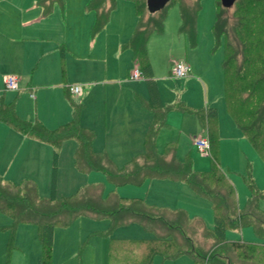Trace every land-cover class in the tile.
<instances>
[{
    "label": "rangeland",
    "instance_id": "1",
    "mask_svg": "<svg viewBox=\"0 0 264 264\" xmlns=\"http://www.w3.org/2000/svg\"><path fill=\"white\" fill-rule=\"evenodd\" d=\"M32 1L5 0L3 12L6 25L9 28L5 27L4 31H14L16 29L13 27H21L18 25L20 21L17 18L16 4H26ZM87 1L55 0L51 12L45 17H38V20L34 22V26L38 28L50 29V33L54 37L56 35L66 36L67 43L64 46V52L66 50L67 53L65 57L61 58L64 77L69 73V84L86 86V95L84 98L79 94H67L66 96L60 62L54 79H42L39 76L34 79L36 86H32H34L35 98L30 95L23 84L21 85L22 89L18 92L3 89L2 80L0 82V102H14L16 114L20 119L30 123H40L48 129H55L72 118L74 104L80 103V116L82 113H86L91 124L99 125L98 128L102 130L104 129L103 119L107 111L109 112L115 105L122 103L123 92L119 89L117 81L128 80L126 67H130L132 60L129 51L121 49V53L117 52L119 54H115V51L117 50L116 44L123 41V38L125 39L137 24L134 2L133 0H115V8L110 11L109 15V19H111L109 25L91 36L90 28H87V25H90L94 19V13L85 8ZM137 1L142 3L146 9V0ZM178 1L168 0L164 6L163 29L161 32L152 33L146 45L152 73L156 77L162 100L165 103L172 101L177 98L178 93H181L180 99L183 102L185 101L184 97L191 96L193 101L198 103V99L201 96L204 97L205 92V97L212 101V105L216 107L219 114H224L229 124L220 119L224 130L221 133L218 148L219 169L234 186L237 206L243 208L246 205L251 195L247 182L251 179L258 190V207L264 209V157L260 151L256 152L251 143L240 133L228 116L224 105L223 76L220 69L223 38L221 44L216 45L211 30L218 0H201L196 17V41L193 45L186 36L179 32ZM185 1L191 2L192 0ZM1 2L4 1L0 0ZM1 9L0 6V11ZM233 12L234 7L232 6L223 13V16L228 18L227 30L230 44L238 47ZM75 25L87 30L86 37L74 40L75 38L70 33L73 32L72 27ZM0 37H2L1 34ZM91 38H95L96 41L94 50H90L89 40ZM72 44L75 46L73 51L70 49ZM6 48L5 45L0 48L2 49L0 50V75L6 70L3 68ZM58 58L60 61L59 52ZM172 60H185L189 63L191 76L198 83L185 85L182 83V78L170 76ZM27 67L24 71L25 79L27 77L29 79L30 76V69ZM195 67L200 73L195 71ZM140 82L143 84V80ZM37 86L43 89H37ZM169 122L170 129H164L159 137V152L160 149H162V153L168 149L175 150L176 157L179 159L187 158L190 163L193 161L192 159H195L196 168L199 166L198 171L209 170L210 156H199L190 145V138L192 139L198 132L195 131V135L192 132L189 134L186 131L188 124L181 128L179 115L176 111L170 113ZM4 130H12L10 131L12 134H15L14 131H16L0 122V175L4 180L16 184L23 180L32 181L37 188L38 195L42 198L69 196L84 185H99L105 192L111 191L122 197L127 195L128 198L144 193L146 182L142 185L143 187L141 185L115 187L100 171L83 173L77 171L73 161V151L76 145L74 139L63 140L56 149L48 143L40 142L42 144L39 143V145L44 148L43 151L29 152L31 141L20 136L16 139L12 138ZM161 146L162 148H160ZM164 147L166 150L163 149ZM54 150L56 154H54ZM115 164L122 167L125 162L121 160ZM191 194L195 201L190 202V210H186V213L194 225H183V232L180 233L177 229H172L171 232L176 235L178 240L189 237L188 242L193 253L202 258L198 264H264V246L256 248L255 261H245L238 259L225 243L258 241L259 239V241L263 240L261 243L264 244V231L259 237L252 225L243 224L236 228L228 227L223 235L225 242L215 241L206 230V227L210 228L213 225L211 203L205 197H195L196 195ZM192 196L190 197L193 198ZM251 211L253 212V210ZM253 214L255 215V213ZM259 217L264 226V216L259 215ZM10 220L7 215L0 212V223H8ZM197 221H201L203 225H199L196 223ZM109 227L110 221L107 218L93 219L86 216L79 217L66 227H55L52 241V264H96L94 259L97 255L100 258L106 256V260L104 259L102 264H126V262H122V259L109 261L108 235L112 238L127 240L155 237L153 232L146 230L136 222L117 226L111 231H109ZM10 232L5 225L3 229H0V238L2 237L5 244L2 264H39L40 250L33 224L20 223L16 226L7 255L5 248L11 235ZM151 264L197 263L186 254L165 258L163 253L158 251L152 254Z\"/></svg>",
    "mask_w": 264,
    "mask_h": 264
},
{
    "label": "trees",
    "instance_id": "2",
    "mask_svg": "<svg viewBox=\"0 0 264 264\" xmlns=\"http://www.w3.org/2000/svg\"><path fill=\"white\" fill-rule=\"evenodd\" d=\"M54 1L38 0L43 14L51 12ZM133 2L137 24L125 46L132 50L135 64L140 66L142 77L149 82L148 105L153 114L145 133V148L141 154L129 159L122 167H117L107 154L95 152L92 149L94 132L80 125L78 120L81 110L79 103L74 104L72 118L55 129L20 119L16 114L14 102H0V121L25 135L52 145L55 149L63 140L74 139L76 147L73 160L76 169L80 172L100 171L113 185L140 184L151 178H169L186 182L197 195L205 197L211 203L213 225L210 228L206 227V230L217 242H225L223 235L226 228H236L243 224L252 225L256 235L261 237L264 226L259 215L264 216V209L258 207L257 188L249 179L247 186L251 195L246 205L240 208L235 200L234 186L219 169L218 119L214 107H208L206 110L191 109L197 114L209 138L211 157L209 170L195 171L188 159L182 162L169 160L156 151L155 136L159 127L165 124L168 107L159 102L155 87L152 85L153 78L150 74L146 45L152 33L162 31L164 6L168 1L153 13L147 10L146 4L144 9L142 3L137 0ZM200 2L201 0L178 1L180 13L178 29L192 45L196 41V17ZM114 6L115 0H89L85 4V8L95 14L94 33L107 23ZM232 6L238 47L230 44L228 18L223 16V13ZM230 7H223L218 0L211 28L216 45L221 44L223 38L221 69L224 104L227 113L243 136L256 152L260 151L264 157V0H235ZM0 212L11 219V223L6 226L11 231L7 242V255L16 226L20 223H31L36 227L41 254L40 264H52L53 229L66 227L80 216L93 219L107 218L110 221L109 231L117 226L136 222L155 234L151 239L129 240L108 235L109 261L122 259L126 264H151L152 254L158 251L162 252L165 258L186 254L197 264L202 260L200 255L193 253L188 242L189 237L178 240L171 232L172 229H177L180 233L183 232V225H194L185 214L175 209L170 213L166 212L140 198L121 197L111 191L105 192L99 185H84L69 196L45 199L38 195L32 181L23 180L16 184L4 180L0 175ZM0 228L3 229L4 226ZM262 241L258 239L225 243L238 259L255 261L256 248L264 246Z\"/></svg>",
    "mask_w": 264,
    "mask_h": 264
},
{
    "label": "crops",
    "instance_id": "3",
    "mask_svg": "<svg viewBox=\"0 0 264 264\" xmlns=\"http://www.w3.org/2000/svg\"><path fill=\"white\" fill-rule=\"evenodd\" d=\"M3 1L4 2L0 3V6L2 8L0 11V34L2 36L0 37V48L5 45V48L7 47L6 48L7 51L5 50L6 51L5 56H4L5 60L3 64V68H6V70L0 75V82H2L3 80V85H4V77L7 76V74H14L18 76V79H19L18 80V90H12V91L18 92L19 90L22 89L21 85L23 84L29 91L30 95L35 98V95H34L35 90L33 88L34 86H36V83L34 82V79L37 76L41 77L42 79H49V78L54 79L56 70L58 71L59 62H60V66H61L60 70H61V74L63 75L64 82H65L64 88L66 92L65 90L64 92L66 93V96L67 94H72L69 90V87L72 85L68 83L70 81V79L68 78L69 73H67L68 76L64 77V70L61 64V58L65 57L67 53L66 50L64 52V46L67 43L66 36L56 35V37H54L50 33V29L38 28L34 26V22L38 20V17H45V14H43L42 7L39 5L38 0H36V2H34L33 0L31 3H26V4H19V3L16 4L17 18L20 21L18 25H20L21 27H13L16 29L14 31H4L3 29L7 27V25H6V20L4 17V12H3V9H4L3 5L5 4V0ZM134 14H135V5H134ZM110 21L111 19H109V16H108V21L102 28H104L105 26H108ZM94 22H95V14H94V19H92L90 25H87V28H90L91 36H94V34H96L102 29L101 28L99 31L94 33L93 32ZM135 27L136 25L134 26V29ZM134 29L132 28L131 32L128 33V36L125 39L123 38V41H120L118 44H116L117 50L115 51V54L117 52L121 53L123 49L127 50L130 52L131 60H132V62L130 63V67H126V74H127L128 80L124 79V80L117 81L119 89L122 90L123 92L124 98L121 99L122 103L119 105H115L113 108L109 110V112L107 111L106 114L104 112L105 114L104 119H103L104 129L102 130L98 128L99 125L91 124V121L86 115V113H82L81 116L79 115L80 117L79 120L81 121V123L79 121L80 125H82L83 127L89 128L92 131L93 130L95 131V132L93 131L94 139L92 141V149L95 152H101V153L107 154L111 158L114 164L115 162L118 163V161L120 162L121 160L126 163L129 159L141 154L144 151L145 133L149 127L150 122L153 119L152 109L148 105L149 103L148 101L149 100L148 99L149 98V91H148L149 82L145 80L143 77L138 80L131 79L129 77L131 70L136 64L133 58L132 50L129 47H126L125 43L130 39ZM72 30L73 32L70 34L73 38H75L74 40H76L79 37H86V33H87L86 29L84 28L81 29L79 28L78 25H75L72 27ZM78 34L80 35L78 36ZM89 43L91 47L90 50H94L96 47L95 38H91V40H89ZM74 48L75 46L72 44L70 49L73 51ZM58 52L60 53V61L58 58ZM174 61L176 60H172L171 66ZM26 66H28L30 69L29 79L28 77L27 79L24 78L25 76L24 71H25ZM189 66H190L189 74L185 77H182V83H184L185 85L190 84V83H198L197 80L191 76V65ZM138 68H140V66H138ZM195 71L200 73V71H198L196 67H195ZM221 72H222V69H221ZM150 74L153 78L152 85L155 87L157 99L162 105L168 107V111L165 115V120H166L165 124L159 127V129L157 130L156 136H155V142H154L155 149L159 154H161L166 159H169V160L175 159L180 162L185 161L187 160V158L179 159L176 157L175 150L168 149L167 151H163L162 153L161 152L162 149H160V152H159V137L161 136L162 131L164 129L166 128L170 129V122H169L170 113L172 111H176V113H178L179 124L181 128H183L185 124H188V130L186 131L189 132V134H191L190 132L194 134L196 131L198 132L197 135H200V134H207V132L205 128L201 125L197 114L191 111V109L206 110L208 107H214L215 109L216 107L212 105V101L210 99H207L205 97V92H204V97L201 96L199 99L197 98L199 100L198 103L193 101L191 96H189V98L184 97L185 101L183 102L180 99L181 93H178L177 98L173 99L174 101L173 100L167 101L165 103L162 100V94L159 91L156 77L152 73L151 63H150ZM169 74L170 76H172L170 73V70H169ZM222 76H223V72H222ZM172 77L176 78L174 76ZM140 80H143L144 85L142 84V82H140ZM79 85L81 87V93H79V95H83V98H84V96L86 95L85 93H86L87 87L84 86L83 84H79ZM3 89H6L5 85L3 86ZM37 89L41 90L43 88L42 87L39 88V86H37ZM216 111H217V119H218V137L220 141L221 133L224 130V126L222 125L220 119H222V122H225V123H227V121H226L224 114L223 115L219 114L217 109ZM4 131L12 138L16 139L17 137L20 136V137H23L24 139H28L27 141H31L30 146L28 148L29 152H32V151L41 152L44 150V148H41V146L39 145V143L42 141L34 137L25 135L18 130H16L17 132L14 131L15 134H12V132H10L12 130H7V131L4 130ZM23 138H21V140H23ZM31 139H34V140H31ZM190 141H191L190 142L191 148L195 149L191 138H190ZM165 147L163 148L164 150H166ZM160 148H162V146ZM205 157H209V156H205ZM192 160H193L192 161L193 163L191 162L192 169L195 171H198L199 166L197 168L195 166V163L197 164L196 160L195 159H192ZM217 160L219 164V156H217ZM144 183L146 186L144 188L145 190H144L143 195H132L129 198L143 199L147 203L152 204L161 209H164L166 212H169V213L175 209L176 211H180L188 217L186 210L189 211L190 202L195 201L191 193H193L194 196L196 195L195 197H201L197 195L186 182L172 180L169 178L145 179L140 184H132V183H126V184H121V185H113L112 183L111 184L115 187H126L124 185H134V186L141 185V187H143L142 185H144ZM190 196H192L193 198H191ZM123 197H127V195H123ZM9 223H11V220L10 222L8 221V223H3V224L0 223V227L4 225L7 226ZM196 223H199V225L200 224L203 225L201 221H197ZM33 226H34V230L36 233V227L34 224ZM3 247H5V244H4V241H2V237H1L0 238V264H2V261H3V253H4ZM6 250H7V244H6L5 252ZM108 253H109V249H108ZM40 257H41V254H40ZM104 259L106 260V256L105 258H100V256L97 255L94 261L96 262V264H102Z\"/></svg>",
    "mask_w": 264,
    "mask_h": 264
},
{
    "label": "built area",
    "instance_id": "4",
    "mask_svg": "<svg viewBox=\"0 0 264 264\" xmlns=\"http://www.w3.org/2000/svg\"><path fill=\"white\" fill-rule=\"evenodd\" d=\"M190 66L184 60H176L172 63L170 73L176 78H182L189 74ZM129 77L131 79H141L142 74L137 65L133 67ZM18 76L11 74L4 77V85L6 89L18 90ZM69 90L72 94L81 93L80 85H71ZM195 150L201 156H210V143L207 134H200L192 137Z\"/></svg>",
    "mask_w": 264,
    "mask_h": 264
},
{
    "label": "water",
    "instance_id": "5",
    "mask_svg": "<svg viewBox=\"0 0 264 264\" xmlns=\"http://www.w3.org/2000/svg\"><path fill=\"white\" fill-rule=\"evenodd\" d=\"M168 0H146L147 10L151 13L161 9ZM235 0H220L223 7H230Z\"/></svg>",
    "mask_w": 264,
    "mask_h": 264
}]
</instances>
